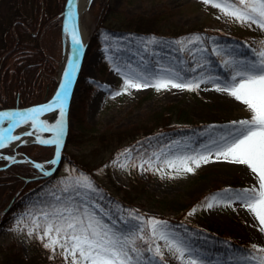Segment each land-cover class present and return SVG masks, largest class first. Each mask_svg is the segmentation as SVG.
Here are the masks:
<instances>
[{
	"label": "rangeland",
	"instance_id": "obj_1",
	"mask_svg": "<svg viewBox=\"0 0 264 264\" xmlns=\"http://www.w3.org/2000/svg\"><path fill=\"white\" fill-rule=\"evenodd\" d=\"M48 1L51 10L60 2ZM212 3L205 4L203 0L89 1L80 14L81 26L88 35L69 105L68 131L71 137L66 141V136L57 166L52 170L53 164L50 161L53 160V145L21 142L0 149V264L14 252L26 258L32 246L38 243L43 245L38 234H28L30 223L27 214L37 212L45 205L59 203L55 197H60L61 201L75 197L74 192H64L62 189L70 188L75 179L81 176L87 177L96 190L100 185H112L111 181L123 188L140 190L144 187L145 190L136 195L145 199L144 202L137 204L136 199L134 203L136 217L144 216L139 217L138 223L143 224L149 218L166 222L169 231L185 236L193 245L201 247L212 264H235L243 258L245 249L250 245L264 246V234L258 231V220L238 202L231 203V206L221 202L211 209L206 207L208 199L222 195L225 189H242L256 183L245 166L230 163L223 158L218 160L214 153L208 163H201L199 167L189 164L193 167L192 172L182 169L177 171L163 163L165 159L175 156L195 155L201 145L209 144L222 135L225 126L231 121L250 117L244 105L227 93L216 91L212 81L216 78L223 80L228 76L230 69L225 66L224 60L232 59L233 56L239 60L252 59V50L259 46L260 41H264V32L255 26L248 28L229 20ZM32 4L28 0H0L1 22L15 13H30ZM61 18V12H53L50 20L52 25L60 27L57 37L59 50L53 56L51 73L53 89L62 52ZM140 20L148 22V27L161 33L179 34L196 26L197 29L227 35L231 39L229 42L224 39L210 41L209 46H202L200 40L188 43L196 40L199 34H183L178 38V50L172 49L170 52L165 48L163 52H155L159 60L152 63L139 52L123 47L120 38L109 29L135 27ZM146 47L151 46L142 42L141 49ZM213 48L224 50L223 59L212 52ZM187 60L191 63L187 64ZM6 61H2L1 70ZM117 66L121 69L130 67L143 70L150 76L171 67L186 79H203L208 82L201 83L196 91L169 89L157 92L148 87L130 89V94L117 95L123 84L122 76L114 70ZM29 68L33 74L35 67ZM38 78L42 83L43 78H49V75L43 72ZM10 89L7 85L3 86L0 94L7 99V95L11 94ZM53 89L37 102L48 99ZM94 92H97L98 102L95 108H90ZM8 107L20 106L3 104L0 110ZM182 111L185 114L180 122L185 121V125L190 128L188 134L171 139L156 149H142L125 142L116 144L126 139L124 136L137 126H150L155 119L165 121L169 117L170 123L176 124L179 121L176 120L178 113ZM43 133L42 139H48L50 134ZM153 153L160 160L153 157L149 168L144 161L152 157ZM6 157H15V161ZM35 164L43 165V169H37ZM46 171L53 174L48 179L46 176L44 182L34 183V179L44 176ZM153 195L163 202L156 204ZM91 198L98 204L94 193ZM101 208H93V211L105 222L115 223L114 216L103 208L101 211ZM119 218L125 226L131 224L128 218L121 215ZM186 225L207 230L211 235L195 238L188 234L190 229ZM133 231H136V227ZM196 240L200 243H195ZM202 243L220 245L222 249L205 248ZM49 252L50 258L55 257L58 264H65L62 256L54 255L51 250ZM165 264H176V261L165 253Z\"/></svg>",
	"mask_w": 264,
	"mask_h": 264
},
{
	"label": "snow or ice",
	"instance_id": "obj_2",
	"mask_svg": "<svg viewBox=\"0 0 264 264\" xmlns=\"http://www.w3.org/2000/svg\"><path fill=\"white\" fill-rule=\"evenodd\" d=\"M67 2L69 8L65 13L64 31L71 38L72 57L68 61L69 67L64 70L60 90L50 102L43 105L17 112H0V123L7 121V127H0V149L11 141L21 140L20 135L12 134L13 130L27 125L32 131H25L23 135H35L36 143L54 145L55 155H60L66 128L65 104L83 47L76 24L75 0ZM203 3L209 4L212 0H203ZM212 6L240 26H255L264 32V0H215ZM198 40L199 37L188 43L193 44ZM212 52L223 59V49L213 48ZM252 52L253 58L249 60H239L234 56L224 60L225 66L230 69L228 76L223 80L216 78L212 81L216 91L225 92L244 105L250 117L231 121L225 126L222 135L209 144L201 145L195 155H179L165 159L163 163L177 171L182 169L192 172L193 167L189 164L199 167L201 163H208L214 153L218 160L223 158L230 163L245 166L256 183L242 189H225L222 195L208 199L206 207L211 209L221 202L231 206V203L238 202L254 215L259 222V233L264 234V41H260ZM114 70L123 78L122 90L117 95L129 93L130 89L148 87L157 92L169 89L196 91L201 83L208 82L203 79H186L171 67L161 70V73L167 75L157 73L154 76L130 67L121 69L117 66ZM57 112L59 118L54 123L49 124L40 118L42 114ZM43 132L52 133V137L42 139L39 133ZM153 157L160 160L153 153L152 157L144 161L149 168ZM6 159L15 161V157ZM50 163L55 164L57 160L53 159ZM34 166L43 169L41 164ZM44 175H50V172L46 171ZM62 191H72L75 197L63 201L55 197L59 203L45 205L27 215L30 223L28 234H38V238L44 242L43 246L54 255L62 256L65 264H165V253L176 264H212L201 247L193 245L187 237L169 231L166 222L149 218L143 224L138 223L136 231H124L116 228L114 222H105L93 211V208L101 206L91 198V194L97 190L87 177H77L70 188L64 187ZM134 219L140 220L139 217ZM138 241L141 243L138 244ZM235 264H264V246L250 245L245 249L243 258Z\"/></svg>",
	"mask_w": 264,
	"mask_h": 264
},
{
	"label": "trees",
	"instance_id": "obj_3",
	"mask_svg": "<svg viewBox=\"0 0 264 264\" xmlns=\"http://www.w3.org/2000/svg\"><path fill=\"white\" fill-rule=\"evenodd\" d=\"M24 1L27 2V0ZM30 1L33 3V9L30 13L12 14L3 22L5 24L1 22L0 17V67L2 61L7 60L4 69L1 70L0 68V91H2L3 86L11 87V94L7 95V99L0 94V105L27 106L40 101L45 93L53 89L51 73L53 56L59 50L57 37L60 34V27L58 28L56 24L52 25L50 20L53 12H61L63 0L57 2L52 10L48 0H37V2L28 0V2ZM138 23L134 25L135 27H114L109 29L120 38L121 45L139 52L141 56L146 57L152 63L159 60V56L156 53L163 52L165 48L170 52L172 49L178 50L180 47L178 38L183 34H188V36L193 33L199 34L200 45L202 46H209L210 41H221V39H224L229 42L231 39L227 35L217 34L205 29H197L196 26L187 28L188 30L183 33L167 34L151 29L146 21L140 20ZM49 33L51 34L50 38ZM47 38L49 39L48 44L46 42ZM142 42L146 46L151 47H146V50L141 49ZM149 50H152V52L148 53ZM8 60H11L10 63ZM186 62L187 64L191 63L189 60ZM29 67H35L33 74ZM43 72L49 75V78H43L42 83H40V78L38 77L42 76ZM184 74L190 75L188 73ZM39 83L42 88L41 86L38 87ZM184 114L183 111L181 114L178 113V119L176 120L179 121L176 124L170 123V119L167 117L165 121L155 119V122H152L150 126H137L134 131L124 136L126 139L119 140L116 144L119 145L125 142L134 144V146L137 145L142 149H156L171 139L188 134L190 128L185 125V121L180 122ZM112 133H109V135ZM70 137V131H68L66 141L70 140ZM49 176L51 175H47V179ZM45 180L46 176L35 178L34 183L44 182ZM111 184L107 186L100 185V188L94 193V199L105 211L114 216L116 228L124 231H133L138 224V221L134 219L137 215L134 203L136 199L138 200L137 204L145 200L136 197V195L140 193L139 191H144L145 189L144 187H141L140 190L132 187L123 188V186L115 184L113 181H111ZM152 199L156 204L163 202L161 198L154 195ZM119 215L128 218L131 224L125 226ZM140 216L144 217L143 215H138L137 217ZM187 227L190 229L188 234L195 238L211 235L207 230L194 226ZM195 243L200 242L196 240ZM202 245L205 248L214 247L217 250L221 249V246L216 244L202 243ZM49 256V250L41 243H38L32 246L30 254L26 258L14 252L4 258L1 264H58L55 257L50 258Z\"/></svg>",
	"mask_w": 264,
	"mask_h": 264
},
{
	"label": "water",
	"instance_id": "obj_4",
	"mask_svg": "<svg viewBox=\"0 0 264 264\" xmlns=\"http://www.w3.org/2000/svg\"><path fill=\"white\" fill-rule=\"evenodd\" d=\"M68 8H69L68 2H67V0H65L64 5H63V9H62V13H61V15H62V18H61V39H62V47L64 46V43H65V35H66V37L68 39L67 42L69 44V58H68V61H69V59L72 57V44H71L70 36L67 35L65 33V31H64L65 13L68 11ZM75 12H76V24H77L78 34H79V37H80V40H81V44L83 45V47H82L81 52H80L79 67H78V69H77V71H76V73H75V75L73 77V82H72V85H71V89L69 91L68 99H67L66 104H65V123H66V128H65V134H64V137H63V145L65 143V139H66L67 132H68V126H69L68 112H69V105H70L71 95H72L73 87H74L75 81L77 79V75H78V72H79V69H80V66H81V62H82V59H83V56H84L85 47H86V44H83V40H82V37H81L80 16H79V14L76 11V0H75ZM67 67H69V64L67 65ZM57 91L58 90L55 88L53 90V92L51 93V95L49 96V98L44 100V101H42V102L34 103V104H31V105H28V106H23V107L3 108V109L0 110V112H17V111L27 110V109H30V108L35 107V106L43 105L45 103L50 102L53 99V97H54V95H55V93ZM58 118L59 117L57 116V119ZM0 127H7V121H4L3 123H0ZM47 133H49V132H47ZM49 134H50L49 138H51L52 137V133H49ZM27 142H35V140L25 141V142H22V143H27ZM18 143L20 144L21 142H18ZM63 145H62V147L60 149L59 157H57L55 155L56 148L54 146L53 159H56L57 163L53 164L52 170L57 166V164L59 162V159H60V156H61V150L63 148Z\"/></svg>",
	"mask_w": 264,
	"mask_h": 264
},
{
	"label": "bare ground",
	"instance_id": "obj_5",
	"mask_svg": "<svg viewBox=\"0 0 264 264\" xmlns=\"http://www.w3.org/2000/svg\"><path fill=\"white\" fill-rule=\"evenodd\" d=\"M90 0H76V11L79 14H82V12L86 9L88 3ZM81 25V23H80ZM81 27V37L83 40V44L87 43V31L85 28ZM68 39L65 35V43L64 46L62 47V52H61V56L58 62V67H57V71H56V89L60 90V85L63 82L64 76V70L67 68L68 65V58H69V44H68ZM97 102H98V98H97V92H94L93 96H92V101L90 102V108H95L97 106ZM224 103H228L227 101H223ZM58 116V112L57 113H49L48 115H41V119L45 120L47 123L51 124L54 123L55 119H57ZM25 131H32V129H30L27 125H22L19 128H16L13 131V135H20L21 136V140L19 141H11L7 146H14L15 144H17L18 142H25V141H31V140H35L36 136L33 135L31 137L29 136H25L23 135V133ZM40 137L43 138L44 133H39Z\"/></svg>",
	"mask_w": 264,
	"mask_h": 264
}]
</instances>
